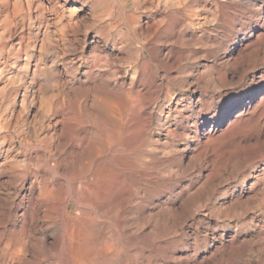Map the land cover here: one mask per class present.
<instances>
[{
    "label": "rangeland",
    "instance_id": "obj_1",
    "mask_svg": "<svg viewBox=\"0 0 264 264\" xmlns=\"http://www.w3.org/2000/svg\"><path fill=\"white\" fill-rule=\"evenodd\" d=\"M155 1L0 0V145L12 152L3 161L16 162L20 168L15 170L24 171L27 158H35L40 150L34 146L42 145L40 140L48 132L46 106L53 100L54 88L75 86L88 65L96 67L95 74L110 80L130 78L140 64L137 48L141 41H126L128 28L158 22L176 24L183 29L185 47L192 53L180 60L178 70H172V78L182 73L178 83L163 80L174 99L162 95L155 106H183L187 118L185 104L192 97L196 101L199 127L194 157L185 136L186 122L173 143L183 170L177 190L186 191L192 174L191 199L164 205H159L165 202L160 197L151 200L144 215L149 211L154 218L144 234L155 233L160 221L164 222V231L168 229L164 239L174 254V260L165 264H264V0ZM41 6L46 11L41 12ZM42 19L49 21V46L40 45ZM93 41L97 42L96 51L91 49ZM80 56V69H70L72 62L80 64ZM178 99L182 101L179 105ZM241 113L240 119L234 120ZM159 133L164 135V130ZM29 162L34 173L36 162ZM7 170L0 172V205L15 188L8 182ZM131 211V222L134 219L141 224L139 207L133 206ZM140 246L145 255L152 251L141 242ZM135 251L131 244V252Z\"/></svg>",
    "mask_w": 264,
    "mask_h": 264
},
{
    "label": "bare ground",
    "instance_id": "obj_2",
    "mask_svg": "<svg viewBox=\"0 0 264 264\" xmlns=\"http://www.w3.org/2000/svg\"><path fill=\"white\" fill-rule=\"evenodd\" d=\"M86 1L82 3L86 4ZM40 10L44 12L46 8L41 6ZM73 10L75 8L69 10L70 15ZM44 19L41 46L50 39V31L47 33L49 21ZM175 25L158 22L133 25L136 27L125 31L126 41H141L137 48L140 64L128 80L115 77L116 80H110L107 79L109 76L95 74L96 67L90 64L76 78L75 86L54 88L53 100L47 102L48 105L45 103L48 123L45 130L48 132L40 140L42 145L34 146L40 149L34 154L36 157L27 158L36 162L34 173L30 171L28 161L22 172L15 170L16 162H4L11 148L1 149L0 145V172L8 168V182L15 186L14 192L8 191L9 195H5L0 205V264H165L174 260L170 245L164 239V233L171 225L169 218L167 230L164 231L163 221H160L159 226L156 225L159 230L144 234L145 226L154 218L149 211L144 214L154 198L165 201L159 205L178 203L189 198L192 187L190 174L186 191L177 190L183 170L173 143L178 138L177 131L186 122L185 136L191 145V157H194L196 148L193 145L199 127L194 110L196 101L192 97L185 104L189 111L187 118L183 115V106H155L162 95L170 101L174 99L171 91L164 88L163 80L178 83L182 73L172 78V70H178L180 60L192 53L185 47L183 29ZM91 43L92 51H96L97 42ZM77 60L80 64L76 66L72 62L70 69L79 68L83 58L80 56ZM192 73L189 72L194 83ZM181 99H178V105L182 103ZM261 99L264 100V95ZM242 113L234 120L240 119ZM158 128L164 130V135ZM24 141L22 146L25 148ZM131 205L139 207V212L143 213L141 224L134 219L131 222ZM188 206L191 208L190 204ZM138 239L152 247L148 255L144 254ZM131 244L136 249L134 253Z\"/></svg>",
    "mask_w": 264,
    "mask_h": 264
}]
</instances>
